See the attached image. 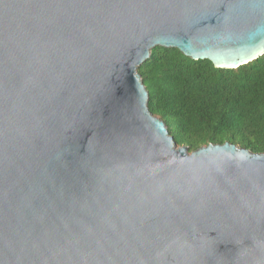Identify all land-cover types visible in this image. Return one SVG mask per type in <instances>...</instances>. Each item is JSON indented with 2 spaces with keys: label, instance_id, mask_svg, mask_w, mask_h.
I'll return each instance as SVG.
<instances>
[{
  "label": "water",
  "instance_id": "95a60500",
  "mask_svg": "<svg viewBox=\"0 0 264 264\" xmlns=\"http://www.w3.org/2000/svg\"><path fill=\"white\" fill-rule=\"evenodd\" d=\"M264 55V0H0V264H264V153L178 147L138 69Z\"/></svg>",
  "mask_w": 264,
  "mask_h": 264
},
{
  "label": "trees",
  "instance_id": "16d2710c",
  "mask_svg": "<svg viewBox=\"0 0 264 264\" xmlns=\"http://www.w3.org/2000/svg\"><path fill=\"white\" fill-rule=\"evenodd\" d=\"M138 73L151 113L164 121L178 147L195 152L228 142L264 153V55L223 70L157 47Z\"/></svg>",
  "mask_w": 264,
  "mask_h": 264
}]
</instances>
